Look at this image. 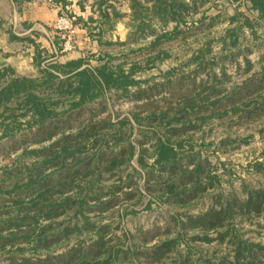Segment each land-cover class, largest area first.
Masks as SVG:
<instances>
[{
  "label": "trees",
  "instance_id": "trees-1",
  "mask_svg": "<svg viewBox=\"0 0 264 264\" xmlns=\"http://www.w3.org/2000/svg\"><path fill=\"white\" fill-rule=\"evenodd\" d=\"M55 1L66 3V0ZM210 1L133 0V17L139 23L137 34H143L146 30L151 32L153 22H173L177 24L176 31H183L186 19L198 13ZM251 7L259 15L255 22L264 20V0H252ZM246 21L247 27L253 29V19L249 17ZM237 35L236 31L231 32L233 42L230 47L238 46ZM160 40L156 39L151 44L152 49L160 46ZM243 53L236 50L235 55L226 57L224 62L236 63ZM202 54L203 51L194 58L196 69L189 75L190 80L177 83L167 79L145 89L140 87L139 82L130 81V77H115L107 66L94 73L80 71L83 65L81 59L57 67L63 71L71 70L64 78L45 72L42 78L34 79L18 76L10 68L0 70V130L1 140L5 139L6 142L5 146L0 143V157L8 148L6 145H15L8 154L20 155L17 161L28 160L20 162L12 170L3 169L4 174L0 178V200H6L0 201V249L6 252L17 247L23 251L21 246H25L33 252L32 257L24 254L20 259L7 257L10 264L134 262V259L131 260L136 256L134 250L117 251L110 247V241L104 237L107 232L105 227L92 222V218H96L92 215L107 213L115 208L116 192L122 191L120 187L107 190L103 183L113 178L134 157V147L128 142L132 133L123 131L128 121L114 123L102 116L107 110L105 94L111 87L122 89L123 94H129L126 91L129 86L138 87V91L129 98L133 97L143 108L148 103L155 105L156 109L149 116L153 122L168 121L170 119L167 118L172 116L168 126L180 122L181 116L202 119L204 116L199 108L205 106L206 102H211L208 107L228 105L232 108L251 98H263L257 108L260 115H264V77L258 80L252 78L232 93L221 81L210 86L201 79L202 73L212 77L214 71L205 65ZM37 57L36 61L40 63V51ZM247 64L251 69L249 61ZM221 75L227 78L224 71ZM213 76L216 77L215 74ZM159 98L167 106L163 110L156 105ZM66 102L70 103L69 109L58 112L57 107ZM99 107L102 112L98 111ZM86 115V119L81 121ZM153 136L159 151L158 170L144 172L140 178L147 174V184L161 188V192L181 208L198 201L208 191L202 183L209 179L206 174L210 164L197 158L182 160L166 144L169 138L164 141L158 131ZM242 195L221 194L207 211L168 220L167 229L175 228L178 232L176 239L145 250L140 256L151 260V264H164L183 241L184 234L194 233L198 236L193 243H216L231 250L232 256L213 259L201 255L194 259L188 254L176 264H264V247L242 239L236 225L238 221L239 225L241 220H252L264 214V190L244 191L247 198ZM65 216H71L73 223L62 228L64 222H61L58 226L62 229L54 230L56 220ZM90 233L98 236L96 241L89 243L80 240L60 254L54 251L63 242ZM140 235L143 233L140 232Z\"/></svg>",
  "mask_w": 264,
  "mask_h": 264
},
{
  "label": "rangeland",
  "instance_id": "rangeland-1",
  "mask_svg": "<svg viewBox=\"0 0 264 264\" xmlns=\"http://www.w3.org/2000/svg\"><path fill=\"white\" fill-rule=\"evenodd\" d=\"M184 1L191 3V0ZM251 1L211 0L198 13L186 19L187 23L183 31H176L177 24L173 22L163 27H158L153 22L151 32L146 30L143 34H137L138 28L132 27V22L137 24L134 17L131 27H128L130 21L126 18L118 21L123 23L124 20H128L126 27L124 24H121L120 28L116 27V24L113 27H103V30L92 27L91 31L99 32L97 36L99 39H91L85 32L83 35L87 45L78 46L76 42L77 50L70 55H75V59L83 61L80 71L88 70L94 73L97 69L107 66L115 77L120 75L130 77V81L139 82L140 87L145 89L147 86L161 84L167 79H173L177 83L190 80L189 75L196 69L194 58L203 51L205 65H209L214 72L212 77L204 76L202 73L201 79L210 83V86L219 84L216 81H221L232 93L241 88L246 81L264 77V20L255 22L259 15L251 10ZM63 13L70 14L68 11ZM249 17L255 23L253 29L247 27L245 23ZM235 31L238 33L239 44L233 48L230 47L233 42L231 32ZM55 32L57 33L56 29ZM129 34L132 36L128 37ZM156 39L161 40L160 46L155 50L152 49L151 44ZM94 42L97 47H94ZM236 50L244 52L238 56L237 62H224L226 57L235 55ZM206 51L210 52L204 54ZM10 57H14V54L0 53L1 60ZM63 58L60 61L50 62L52 58L43 53L40 63L34 68L30 57L24 55L23 59L16 61L14 59L9 68L18 76L34 79L42 78V73L45 72L64 78L66 74L71 73V70L63 71L57 67H64L67 63L76 60ZM248 61L251 69H248ZM221 71L225 72L227 78L222 77ZM138 89L136 86H129L126 90L129 94H123L122 89L111 87L105 94L104 100L107 102L104 103L107 105L105 107L107 110L102 116L104 119H111L114 123L128 121L123 131L132 133L128 142L134 147V157L119 169L113 178L103 183L107 190L122 188L121 192H116L115 208L107 213L92 215L96 217L92 218V222L107 230L104 237L110 241V247L117 251H135L136 256L131 258L134 262L132 260L124 264H151L149 262L151 260L144 259L140 254L173 241L178 236L175 228L167 229L168 220L207 211L215 198L221 194H243L242 197L247 198L244 191L264 190V115H260L257 108L263 98H251L232 108L228 105L208 107L211 102H206L205 106L199 108L201 115L204 116L202 119L197 117L196 120V117L191 116L188 120L187 115L181 116L180 122H173L168 126L167 123L173 119L172 116L167 118L170 119L168 121L153 122L149 116L156 106L148 103L147 107L143 108L140 106L141 103L133 100V97L129 98V95L136 93ZM157 101L156 105H160L162 110L167 107L161 102V98ZM69 106L70 103L66 102L58 106L57 111L67 110ZM97 109L101 111V107ZM86 117L87 115L82 117L81 121ZM184 127L189 129L185 130ZM174 130L176 135L173 134ZM155 131L159 132V137L164 138V141L169 138L166 144L174 149L180 159L197 158L201 161L207 160L210 164L206 174L209 179L202 183L208 191L198 201L181 208L172 203L174 201H170L168 196L161 192V188L152 186L151 183L147 184V174L140 178L144 172L158 170L156 163L159 151L153 136ZM1 136L0 130V143L5 146V139L1 140ZM143 141L145 143H142ZM14 146L6 145L8 148L1 154L0 178L4 174L3 169L12 170L21 162L20 159L17 161L20 155L8 154ZM22 162L28 160L22 159ZM126 186L131 188H125ZM3 200L6 201L5 198L0 201ZM61 222H64L63 228L71 225L73 219L71 216H65L56 220L54 230L62 229L58 226ZM238 222L236 225L242 239L249 244L264 247V214L252 220H241L239 225ZM140 232L143 235H140ZM93 233L80 238L75 236L69 242H63L54 251L60 254L80 240L89 243L96 241L99 232H96L97 235ZM184 235L183 241L177 245L176 250L170 254V259L164 264H176L188 254L194 259H198L201 255L213 259L232 256L231 250L216 243L212 245L193 243L197 234ZM151 236L152 240H150ZM21 248L24 250L20 251L15 247L11 251L3 252L0 249V264H10L7 257L20 259L21 254L32 257L33 252L30 247L21 246ZM193 261L202 263L200 260Z\"/></svg>",
  "mask_w": 264,
  "mask_h": 264
},
{
  "label": "crops",
  "instance_id": "crops-1",
  "mask_svg": "<svg viewBox=\"0 0 264 264\" xmlns=\"http://www.w3.org/2000/svg\"><path fill=\"white\" fill-rule=\"evenodd\" d=\"M132 2L133 0H66L65 4H60L55 0H0V53L14 54V57L0 61H8L6 68H9L14 59L20 60L26 55L30 57V62L35 68L38 63L36 61L38 51L51 57L50 62L60 61L64 59L63 57L77 60L78 58H74L75 55L57 57L54 55L53 46L59 42L54 25L59 14L68 11L76 17L79 28L77 44L85 46L87 45L83 35L85 32L91 39H99L97 37L99 32L91 31L92 27L101 30L103 27H113L114 24L118 28L122 26L121 24L126 27L128 20L118 22L124 18L129 19L128 27H131ZM155 23L158 27L166 26L162 22ZM132 24L134 28L139 25L134 22ZM130 36L132 35L129 34L128 37ZM93 44L97 47L95 42Z\"/></svg>",
  "mask_w": 264,
  "mask_h": 264
},
{
  "label": "built area",
  "instance_id": "built-area-1",
  "mask_svg": "<svg viewBox=\"0 0 264 264\" xmlns=\"http://www.w3.org/2000/svg\"><path fill=\"white\" fill-rule=\"evenodd\" d=\"M59 42L53 46L54 55L67 56L77 50L78 24L74 15L61 12L55 22Z\"/></svg>",
  "mask_w": 264,
  "mask_h": 264
},
{
  "label": "water",
  "instance_id": "water-1",
  "mask_svg": "<svg viewBox=\"0 0 264 264\" xmlns=\"http://www.w3.org/2000/svg\"><path fill=\"white\" fill-rule=\"evenodd\" d=\"M8 64V61H0V70L6 68Z\"/></svg>",
  "mask_w": 264,
  "mask_h": 264
}]
</instances>
